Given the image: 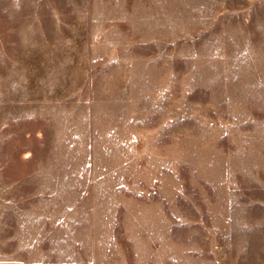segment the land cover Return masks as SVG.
Instances as JSON below:
<instances>
[{"label": "rangeland", "instance_id": "obj_1", "mask_svg": "<svg viewBox=\"0 0 264 264\" xmlns=\"http://www.w3.org/2000/svg\"><path fill=\"white\" fill-rule=\"evenodd\" d=\"M0 264H264V0H0Z\"/></svg>", "mask_w": 264, "mask_h": 264}]
</instances>
